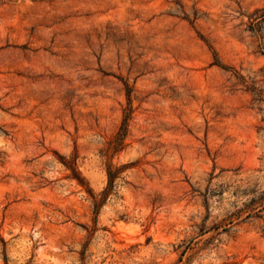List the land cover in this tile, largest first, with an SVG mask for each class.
<instances>
[{
  "label": "rangeland",
  "instance_id": "1",
  "mask_svg": "<svg viewBox=\"0 0 264 264\" xmlns=\"http://www.w3.org/2000/svg\"><path fill=\"white\" fill-rule=\"evenodd\" d=\"M263 69L264 0H0V264H264Z\"/></svg>",
  "mask_w": 264,
  "mask_h": 264
},
{
  "label": "trees",
  "instance_id": "2",
  "mask_svg": "<svg viewBox=\"0 0 264 264\" xmlns=\"http://www.w3.org/2000/svg\"><path fill=\"white\" fill-rule=\"evenodd\" d=\"M215 65L222 67L225 69L223 65L216 59ZM263 77H264V69ZM237 74V78L239 81L246 86V88L255 95L254 101L258 104L264 103V89L257 87L255 81H248L244 76ZM130 117L129 114L125 116L123 121L122 127L117 134L116 140L113 143L112 149L117 151L125 142V139L128 134V121ZM69 170L72 171V179L76 180L78 184L88 192V194L94 199L95 209L96 212L99 211L100 206L105 201L106 197L111 194L113 188L115 187L116 179L119 175L123 172V168L113 170L112 167H109L107 171L108 176V187L107 189L101 194L100 198L92 192V190L86 185L83 178L80 177L79 173L76 169L69 163H65ZM212 184V182H211ZM226 192H229L238 200L243 201V207L238 209L236 213H233L230 217L233 218L234 216L237 218H241L245 213L247 214V218H262L264 213V183L259 181H248L246 183H239L235 185H217L215 188L208 187L207 192L202 194L204 196L205 201L208 202L211 196H219L222 197ZM232 223V221H230ZM221 226H215L214 229L218 230Z\"/></svg>",
  "mask_w": 264,
  "mask_h": 264
}]
</instances>
